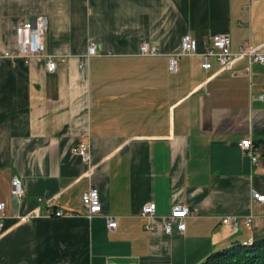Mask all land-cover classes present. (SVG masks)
<instances>
[{"label": "crops", "instance_id": "crops-1", "mask_svg": "<svg viewBox=\"0 0 264 264\" xmlns=\"http://www.w3.org/2000/svg\"><path fill=\"white\" fill-rule=\"evenodd\" d=\"M41 18L53 72L43 58L2 57L18 51L17 26ZM184 34L198 52L226 34L231 52L248 43L264 53V0H0V264H196L264 236V201L252 197L264 195V64L234 57L225 70L212 58L205 71L194 55L170 73ZM89 39L97 51L86 60ZM142 43L160 54L140 55ZM83 139L89 164L73 153ZM90 187L101 211L89 218ZM147 202L150 220L140 216ZM173 206L189 214L182 233L167 234ZM224 216L237 217L236 233Z\"/></svg>", "mask_w": 264, "mask_h": 264}, {"label": "built area", "instance_id": "built-area-1", "mask_svg": "<svg viewBox=\"0 0 264 264\" xmlns=\"http://www.w3.org/2000/svg\"><path fill=\"white\" fill-rule=\"evenodd\" d=\"M252 1V0H248ZM46 28V20L41 18L34 22L27 21L16 28V37L18 44V51L14 54L6 53L2 57H13L15 55L24 58H43L45 60L46 69L49 72H53L57 67V61L53 59L51 55L44 53L43 34ZM97 47L94 40L89 39L85 59L88 60L91 56L96 54ZM142 56H154L160 54L159 48L154 44L142 43L139 46V52ZM201 55L203 63L201 67L206 71L210 68V60L214 58L222 69L229 70L233 63V58L246 59L250 65L252 64H264V53L258 52L251 47L248 43H244L238 48L236 52L230 50V38L226 34H219L214 36L209 44L203 49L202 52H198L196 40L189 34H184L180 41V47L178 51L168 56V71L170 73H176L178 71V60L184 56ZM1 57V56H0ZM61 62L65 61V58L60 59ZM83 62L79 64L81 67ZM259 98H263L259 96ZM86 136L83 134V137ZM241 150L250 157L252 164H259V156L256 153V148L251 139H243L239 142ZM73 153L77 154L84 163L89 164L91 155L89 151V144L87 141L79 140L73 147ZM10 193L11 195L21 200L24 194L22 181L18 175H13L10 180ZM252 197L256 201L263 202L264 195H259L256 191H252ZM81 200L83 205L87 209V216L90 218L93 215L101 211V203L99 198V192L95 187H90L82 193ZM50 202H47V206ZM156 211V204L154 202H147L142 205L140 209V216L150 220ZM63 210L57 209L53 212L55 216H62ZM189 214V209L186 206H173L169 214L162 217V228L165 233L171 234L174 231L182 233L185 229L184 218ZM38 216V212L28 213L25 215L17 216V219L22 222H28ZM5 218V203L0 202V231L3 225V219ZM256 220V217L249 214L245 217L243 223L247 227H251L252 223ZM222 222L228 223L231 227V231L236 233L238 231V219L236 216H224ZM106 223L109 229H114L117 226V222L113 216H106ZM147 229L150 227L147 225Z\"/></svg>", "mask_w": 264, "mask_h": 264}, {"label": "trees", "instance_id": "trees-1", "mask_svg": "<svg viewBox=\"0 0 264 264\" xmlns=\"http://www.w3.org/2000/svg\"><path fill=\"white\" fill-rule=\"evenodd\" d=\"M196 264H264V236L212 251Z\"/></svg>", "mask_w": 264, "mask_h": 264}]
</instances>
